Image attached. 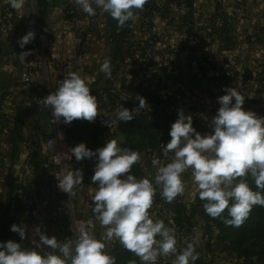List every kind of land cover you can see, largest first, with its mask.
Listing matches in <instances>:
<instances>
[{"label":"crops","instance_id":"crops-1","mask_svg":"<svg viewBox=\"0 0 264 264\" xmlns=\"http://www.w3.org/2000/svg\"><path fill=\"white\" fill-rule=\"evenodd\" d=\"M161 1L147 0L118 50L109 39L106 14L78 13L76 18L81 17L86 24L80 27L83 39L76 40L68 36L73 17L52 5L46 22L49 31L56 28L54 45L47 46L46 39L51 40V35L41 33L21 49L18 41L30 31L28 23L20 24L26 9L11 10L6 0H0V224L5 220L10 190L13 195L28 199L18 207L20 225L27 218L32 231L40 227L48 235V230L42 229L44 225L65 220L68 197L52 187L54 166L46 147L57 126L51 114L37 111L35 99L42 92H54L69 72L87 78L100 113L94 122L87 121L83 135L73 133L69 139L71 148L84 143L95 151L109 139H116L121 147L128 140L132 121L119 122L116 113L120 105L129 110L138 107L137 96L144 97L148 105L141 110L140 119L160 112L178 117L183 110L193 117L201 134L212 132V118L220 107L218 97L227 94L225 88L240 90L245 95L244 109L264 117V23L257 25L258 12L215 10L203 16L196 10L182 15L171 6L177 0H167L163 13ZM198 18H204L206 24L198 23ZM201 24L203 29L196 26ZM22 52L30 53L24 62L18 58ZM105 59L111 61V79L100 71ZM107 120L114 122L112 128L107 126ZM141 137L145 138L147 149L136 150L141 160L133 165L131 174L151 180L156 174L152 159L159 158L166 164L172 154L164 157L156 142L151 149L152 136L146 131L136 135L138 143ZM79 163L86 166L85 182L74 190L72 202L77 213L85 214L88 220L97 187L92 182L96 161L86 158ZM183 180L186 182L183 196L169 204L158 189L150 209L154 219H161L174 229L173 222L163 219L165 211L181 203L191 212L199 197L190 170L183 174ZM94 224L101 228L103 237L105 229L98 221ZM195 224L192 236L199 237L197 231L201 228L202 237L209 238L204 227L212 225L211 217L198 214ZM175 232L180 241L183 235ZM107 242L110 247L115 244L123 247L115 239Z\"/></svg>","mask_w":264,"mask_h":264},{"label":"clouds","instance_id":"clouds-1","mask_svg":"<svg viewBox=\"0 0 264 264\" xmlns=\"http://www.w3.org/2000/svg\"><path fill=\"white\" fill-rule=\"evenodd\" d=\"M6 3L19 11L24 8L25 0H6ZM146 3L147 0H75L88 15H96V8L107 13L117 21L118 28L138 20L137 12ZM35 38L36 33L28 31L18 41L20 48ZM29 54L22 52L18 58L24 62ZM100 71L111 79V61L105 59ZM90 90L86 77L69 72L41 102L48 109L51 107L54 124L61 121L71 124L75 120L94 122L100 113L97 98ZM224 91L227 94L218 97L220 107L212 118L209 134L197 132L193 117L179 111L169 132L170 142L161 145L164 157L172 154L170 162L163 164L159 158L152 159L156 169L154 179H138L131 174L141 155L120 147L116 139H109L95 151L84 143L70 148L71 155L64 156L70 159L74 156L77 162L86 158L96 161L92 182L97 187L92 210L96 221L105 229L102 239L81 227L75 240L58 241L36 227L32 235L38 237V247L43 251L25 248L11 240L0 242V264H116L105 243L113 239L139 257L141 264H157L159 257L169 255L175 257L173 264H195L199 253L194 243L189 242L178 251L175 229L161 219H154L150 213L158 189L161 198L171 204L185 194L183 174L190 170L205 213L231 227H240L254 207H264V117L244 109L245 95L240 90L230 87ZM136 99L138 107L132 110L120 105L117 121L130 122L148 107L144 97ZM106 123L112 128L114 122L107 120ZM59 137L62 140L63 134ZM55 176L58 188L71 198L76 187L83 184L81 169L65 167ZM248 176L253 179L256 190L247 182ZM226 210L227 217L223 215ZM11 231L18 233L22 240L27 238V229L22 225L13 224Z\"/></svg>","mask_w":264,"mask_h":264},{"label":"rangeland","instance_id":"rangeland-1","mask_svg":"<svg viewBox=\"0 0 264 264\" xmlns=\"http://www.w3.org/2000/svg\"><path fill=\"white\" fill-rule=\"evenodd\" d=\"M166 1L167 0L161 1V4H163V8H161L163 10V13L166 12V7H167ZM51 5L54 9L59 8V9L65 10L66 12L69 13L68 15L73 17L74 20L76 16L78 15V13L82 15L86 14L79 8V6L75 4V0H51ZM8 6L11 10H14L10 7L9 4ZM171 6L176 11L182 12V15H185V13L187 12L192 13L193 11L195 13L196 10L198 12L197 14L203 15V16L207 12L211 13L212 11H215V10L218 12L226 11V10H233V11L234 10L236 11L254 10L258 12L257 19L259 20V23L257 25L261 26L264 23V0H177L174 3H172ZM24 8L26 9L27 13L21 18V20L23 21L20 24H22L23 26L26 25V23H29L32 20V16L35 15V20H36L35 27L40 31V33L46 35V37L51 35V38L49 39H51L52 44L50 46L54 45L55 41L53 40L56 34V31H55L56 28L52 27V29L49 31L48 25L46 24L45 29L41 30L40 23L38 22L37 13L35 9V0H25ZM95 10H96V14L97 12L101 11L99 8H96ZM104 14H106V16L108 17L107 13H104ZM82 17H85V16H82ZM204 18L202 19L198 18V23H203L205 25L206 22L204 21ZM81 19H82L81 17H77L76 22H74V20L72 21V24H71L72 30L70 31V33H68V36L70 38H75L76 40L83 39L81 35L82 30L80 27H83L84 24L86 23L85 21L82 22ZM193 19L195 20L194 15H193ZM249 20H251V18ZM217 21L219 22V20ZM217 21H215V24H217L216 23ZM106 23H107V20H106ZM92 24H93L92 21H90V24L88 25L91 26ZM196 26H198L199 29L204 28L202 24L196 25ZM45 50L46 49H44V51ZM66 199L68 200L66 204L67 209L65 210V213H64L65 220L61 223H58L57 221L56 222L51 221L50 225H46V226L44 225L42 227L43 230L44 228L45 230H48L49 232L48 235L50 238L55 236L58 239V241H64L66 239L75 240L78 236V229L82 227V225L78 223L76 224L75 222H80V221L86 222L87 220L85 214L77 213L76 209H74L72 198L68 197ZM80 214L83 216H80ZM23 221L25 223L23 224V226L26 227L27 229V238L24 240H22L18 236L7 237V238L11 241L22 244L23 247L25 248L43 251V249L38 247V237L33 236L34 234L32 235V233L31 235H29V232L30 231L32 232V230H31V227H29L30 224L26 223L27 218H25V220ZM87 228L89 230H92L93 228H96V226L93 227L89 225L87 226ZM97 228H99L98 225H97ZM210 228H211V234H212L210 245L208 244L209 238L202 237V232L200 231L201 228H199L197 231V236L199 237H193L192 232L190 231V232H186L183 235V238H181L182 236L179 238L181 241L177 240L178 241V244H177L178 251L182 250L184 247H186L187 243L191 242V243H194L196 251L199 253V259L195 262V264H247V260L250 262V264L260 263L261 258L259 259L258 256H259L260 251H263L264 242L261 243L260 241L257 240L256 237H249L246 241V244L243 246L239 245L236 241L233 242V240H230L229 242H224L222 240L223 237L220 233L221 227H219L217 224H213V226L211 225ZM223 228H229V226L227 227L225 226ZM101 236H102V233H101ZM101 236L98 239H102ZM105 243H106V250L109 252L111 248L108 245L110 243L107 241H105ZM253 243L257 245V247H255L254 250H252L251 248V245ZM246 249L247 250L251 249L248 259L247 257L244 256V254L246 253ZM47 250H51V249H47ZM174 259L175 257L172 255L161 256L158 258L157 264H173Z\"/></svg>","mask_w":264,"mask_h":264},{"label":"trees","instance_id":"trees-1","mask_svg":"<svg viewBox=\"0 0 264 264\" xmlns=\"http://www.w3.org/2000/svg\"><path fill=\"white\" fill-rule=\"evenodd\" d=\"M50 7H51V0H35V9L41 30H44L47 24L46 17ZM131 25H132V21H129L126 23V25L123 28H118L117 21L112 19L110 15H108L107 28H108L109 39L112 43L116 45L118 50H120V48L122 47V43L124 42V39ZM165 115L173 123L178 119L177 116H168L167 114ZM141 118L148 120L147 122L149 123L150 129L155 131V133L152 135L150 148L153 149L154 143L156 142V145L162 151L161 145L164 144L166 146L167 143L170 142L171 140V137L169 135L171 129L166 124L161 123L157 119V113L144 115ZM193 127L198 132L199 129L194 122H193ZM86 129H87L86 120L73 121L71 124H68L67 127L69 139H71L73 133L75 134L81 133L83 135ZM143 132H145V130L143 129V124L140 122V118L136 116L132 120V124L129 130L128 140L121 147L128 148L133 151H136L137 149H144V150L147 149L145 145V138L141 137L140 143L136 141V135L137 134L142 135ZM246 179L249 185L253 188V190H256L254 181L251 178V176H248ZM20 198H21L20 194L13 195V191L10 190L5 220L3 221L2 224H0V242L9 241L7 237H16V236L20 237L18 233H14L11 231V226L13 224L18 226L20 225V213H19L20 211L18 210V207L22 203L28 200L26 198L24 199L22 198L20 199ZM203 203L204 202L201 201L198 197L196 204L194 205L193 210H191V212L190 210L187 209L185 205L181 203H175L173 205V210H169V212L172 213V222L175 227V230L178 233H181L185 227L189 229V232L196 227L195 216L198 214L200 215L205 214ZM223 215L227 217V210ZM211 220H212V226L213 224H217L219 227H221L220 233L223 237L222 240L224 242H229L230 240H233V242L236 241L239 245L243 246L246 244V241L249 237H256L257 240L260 241L261 243L264 242V207H260V206L254 207L248 219L240 227L229 226V228H223L226 225L223 223L221 219L211 217ZM210 227L211 226L208 225L204 227L206 235L209 236V241H208L209 245L211 244V238H212ZM255 247H257V245L253 243L251 245L252 250H254ZM110 248L111 249L109 250L108 253L115 257L116 264H131L132 261H135L136 264H141L139 257H137L131 251L126 250L123 247L119 246L118 244H115ZM250 250L251 249L249 250L246 249V253L244 254V256L247 257V259ZM258 257L259 259L261 258L259 264H264V247H263V251H260ZM248 262L249 261L247 260V264Z\"/></svg>","mask_w":264,"mask_h":264},{"label":"built area","instance_id":"built-area-1","mask_svg":"<svg viewBox=\"0 0 264 264\" xmlns=\"http://www.w3.org/2000/svg\"><path fill=\"white\" fill-rule=\"evenodd\" d=\"M35 19L32 18V20L28 23V27L30 31H34L36 33V35L41 36L40 31L35 27ZM42 38V37H41ZM52 44L51 40L46 39V45L50 46ZM24 79L25 80H29L27 75H24ZM53 92H42L40 94H38L36 96L35 99V106L36 109L39 113L41 114H51V107H49V109L47 107H45L41 100L44 99L46 96L50 95ZM57 126V132L55 135H52L48 140H47V153L49 155V159L50 162L53 164L54 166V172L52 174L51 177V181H52V187L53 189L60 195L65 196V197H69V194L62 192L57 184L58 181L56 180V174L60 173L63 171V168L67 167L70 168L71 170H77V169H81L83 171V184L85 182V171H86V166L83 165L82 163H79L75 160V157L73 156L72 159L64 156L65 154L71 155V153L69 152V149L71 148L70 145V141H69V137H68V132H67V127L68 124H64L63 121L56 123ZM62 133L63 134V139L61 140L59 137V134ZM164 145V144H162ZM83 184L79 185L76 187L79 188L81 187ZM91 207L93 209V203L91 201ZM163 219L166 222H171L172 223V213H170L168 210L165 211L164 215H163ZM91 221L92 224L90 226H96V228H93L92 230H89L87 228V226H89L88 222ZM76 224H80L82 225V227H85L86 230H88L91 234L95 235L96 238H99L101 236V228H97V225L94 224L96 223V219H95V215L92 213L88 216V220H86V222H75ZM186 232H189L188 228H184L181 232V235H184ZM79 234V233H78Z\"/></svg>","mask_w":264,"mask_h":264},{"label":"water","instance_id":"water-1","mask_svg":"<svg viewBox=\"0 0 264 264\" xmlns=\"http://www.w3.org/2000/svg\"><path fill=\"white\" fill-rule=\"evenodd\" d=\"M157 119L161 122L166 124L170 129L173 124V122L166 117V115L163 112H160L157 115ZM140 122L143 124V129L147 132L148 135L152 136L155 131L150 129L149 123L145 119H140ZM151 141V139H149Z\"/></svg>","mask_w":264,"mask_h":264}]
</instances>
